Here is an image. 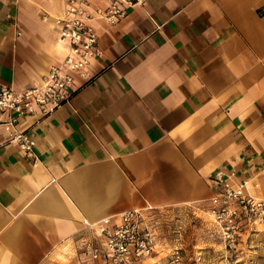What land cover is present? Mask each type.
Masks as SVG:
<instances>
[{
	"label": "crops",
	"instance_id": "obj_1",
	"mask_svg": "<svg viewBox=\"0 0 264 264\" xmlns=\"http://www.w3.org/2000/svg\"><path fill=\"white\" fill-rule=\"evenodd\" d=\"M65 7L0 0V88L44 84L65 56L55 25ZM95 28L92 80L53 115L20 121L37 160L0 125V264H85L88 239L103 246L101 222L113 228L130 210L156 240L136 264L181 249L162 232L177 217L178 240L222 245L204 213L223 190L219 171L264 198V0H147ZM262 241L263 228L249 229L234 253L260 254Z\"/></svg>",
	"mask_w": 264,
	"mask_h": 264
},
{
	"label": "built area",
	"instance_id": "obj_2",
	"mask_svg": "<svg viewBox=\"0 0 264 264\" xmlns=\"http://www.w3.org/2000/svg\"><path fill=\"white\" fill-rule=\"evenodd\" d=\"M147 0H65V10L55 19L59 42L65 49L64 59L53 65L42 86H34L23 91L9 87L0 88V111L9 113L7 121L0 125L8 134L11 143L18 145L23 154L37 160L36 141L20 130L21 119L40 115L47 118L68 104L77 89V82L92 80L89 72L91 63L102 56L95 23L105 20L110 25L118 24L130 9L144 6ZM235 174L216 172L213 181L221 184L220 194L209 200L204 213L217 229L226 249H235L240 240L256 227L264 229V198L253 196L248 182L229 184L228 178L235 180ZM143 213L139 210L124 212L120 222L107 228L110 219L101 222L106 228L101 232L103 246L93 237L83 246L81 254L85 264H136L138 259L150 257L156 247L152 231L143 226ZM181 249L172 253L171 263L181 264Z\"/></svg>",
	"mask_w": 264,
	"mask_h": 264
},
{
	"label": "rangeland",
	"instance_id": "obj_3",
	"mask_svg": "<svg viewBox=\"0 0 264 264\" xmlns=\"http://www.w3.org/2000/svg\"><path fill=\"white\" fill-rule=\"evenodd\" d=\"M195 217L203 222L202 217ZM190 219L193 220L194 218L190 217ZM178 220L181 219L177 217L171 222H164L162 232L164 236H168L166 237L170 244L181 245L182 257L184 258L181 264H264V252L260 254L257 252L255 254L237 255L234 253V249H226L223 243L220 245L214 239L207 238L206 234L205 236L202 235L200 239H197L193 233H188L185 239L178 240L177 230L180 226ZM203 223L206 225L207 222ZM194 224L192 223V225ZM259 245L260 248H264L263 241ZM171 257L170 259L162 258L156 261H146L144 264H172Z\"/></svg>",
	"mask_w": 264,
	"mask_h": 264
}]
</instances>
